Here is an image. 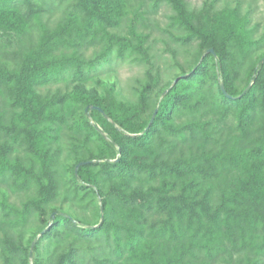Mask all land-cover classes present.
I'll return each mask as SVG.
<instances>
[{
    "label": "trees",
    "instance_id": "obj_1",
    "mask_svg": "<svg viewBox=\"0 0 264 264\" xmlns=\"http://www.w3.org/2000/svg\"><path fill=\"white\" fill-rule=\"evenodd\" d=\"M131 1L0 0V60L13 65L0 66L4 264H264V35L255 38L235 10L195 12L187 0H155L173 11L169 33L185 57L178 81L152 101L149 75L136 102L108 101L85 85L97 66L147 54V34L135 45L110 31ZM63 9L64 24L43 25L37 44L11 48L6 33L31 34L42 12ZM236 67L245 74L240 83ZM59 83L74 87L43 92ZM181 111L200 116L176 124ZM229 118L226 133L216 121ZM92 139L107 154L95 153ZM59 141L65 145L55 149ZM63 149L72 155L69 175L59 169ZM232 173L240 176L230 180ZM62 188L99 220L50 208ZM17 194L25 199L10 197ZM31 218L41 228L30 244L17 242L11 234ZM45 239L63 246L51 259L37 249ZM83 246L95 255L86 260Z\"/></svg>",
    "mask_w": 264,
    "mask_h": 264
},
{
    "label": "rangeland",
    "instance_id": "obj_2",
    "mask_svg": "<svg viewBox=\"0 0 264 264\" xmlns=\"http://www.w3.org/2000/svg\"><path fill=\"white\" fill-rule=\"evenodd\" d=\"M154 1L155 0L131 1L127 10L128 17L126 16L122 21H119L115 27L110 29L113 33L130 38L135 45L139 43L137 34L142 32L147 34L148 36L145 38L143 44V49L146 50L147 56L136 51L134 55H138V57L135 61L122 62L120 60L118 62L98 65L96 72H94L92 77L85 82V85L89 89H96L98 93L104 95L108 101L115 100L124 103L136 102L139 89L150 81L149 75H152L156 82L153 90L149 93V97L153 101L160 94L163 86L169 82H174L176 80V76L181 73L179 63H185V57L182 52V48L174 42L173 37H171L169 33L170 16L173 14V11L170 4L166 1H161L157 7H155ZM187 2L188 7L195 12L205 10L209 13H215L224 9L235 10L239 16H245L248 18L249 24L247 27L252 31H255V38H259L264 35V0H187ZM66 18V12H64V9L59 13L42 12V17L39 18L38 22H36V26L31 34L22 35L14 32L6 33V36L9 40H11V48L16 49L32 40V42L37 44L39 42V37H41L43 25L48 29L53 30L59 24H64L66 22ZM131 19H134L133 22ZM63 50L64 49L61 48V51ZM59 52L60 50H56L54 55L59 54ZM64 52L69 55L71 50L66 49ZM113 52L117 53V48H115ZM261 52H264V47ZM87 54L89 57H93L95 50L93 48L89 49ZM0 66L9 69L13 68V65L5 59L0 60ZM184 68L185 70H188V64H185ZM238 71L239 74L236 81L240 83L245 74L244 71L239 68ZM59 87H61L62 90H71L74 87V84H70L68 88H66L65 83L52 84L43 89V92L50 91L52 94H56ZM160 98H163L162 94L160 95ZM6 100L5 95L0 91L1 110L4 109ZM149 112L150 111L146 113L145 119L149 117ZM199 116V112L191 113L190 111H181L175 116L174 120L176 124H180L194 120ZM216 122L221 124V128H224L222 130L227 133V129H229L227 126L232 124L233 120L232 118H229L227 125H223V123L219 121ZM220 135L221 133L218 134V141L219 143H222V141H224V137H221ZM63 142L64 141L56 142L55 149H58L60 145H63ZM98 145L99 144L94 142L93 139L90 141V146L93 148L95 153L107 154L106 152H103V147ZM60 153L59 169H65V174L69 175L68 167L73 161L72 155L66 149L61 150ZM239 176V173H232L230 180H234L235 178L237 179ZM109 186L110 185H107L106 187L109 188ZM217 186L219 189L226 187L223 180L218 182ZM4 188L5 187L3 186L1 187V189ZM220 191L221 190L218 192ZM10 197L19 202L22 199H25V196L21 194L12 195ZM85 202L86 200L82 203ZM52 207L66 210L82 222H97L99 220V217L95 215L90 206H81L74 200L73 194L66 193L64 188H62L57 201H55L50 208ZM39 228H41V224L38 219L31 218L25 229H18L11 235H13L17 242L22 241L25 245H28L30 244L33 235L39 231ZM3 235V232H0V241L4 237ZM37 237L38 239L36 240V243L40 239V234L36 235L35 239ZM79 247L82 249V245H79ZM88 247L89 246H83V250L87 251L86 260L94 254L91 252L90 247ZM37 249L39 250V253L45 257V259H51L56 256L57 253L62 251L63 246L62 243L59 244L58 241L45 239L40 243ZM34 252L36 253L33 249L32 256ZM5 255H8L7 246L0 242V264H4ZM215 264L228 263L224 260H219Z\"/></svg>",
    "mask_w": 264,
    "mask_h": 264
},
{
    "label": "water",
    "instance_id": "obj_3",
    "mask_svg": "<svg viewBox=\"0 0 264 264\" xmlns=\"http://www.w3.org/2000/svg\"><path fill=\"white\" fill-rule=\"evenodd\" d=\"M209 51L213 52L214 50H213V49H210ZM177 81H178V79H176V80L174 81V84H175ZM222 88H223V90L225 91V88H224V85H223V84H222ZM156 112H157V110H156ZM156 112L154 113V115H153V117H152V119H151V123H152L153 120H154V117H155ZM81 164H84V162H81V163H79V164L76 166V171L78 170V168H79V166H80ZM40 235H41V234H40ZM38 237H39V236H38ZM38 237H37V238L33 241V243H32V248H31V260H32V252H33V249H34V245H35L36 240L38 239Z\"/></svg>",
    "mask_w": 264,
    "mask_h": 264
}]
</instances>
